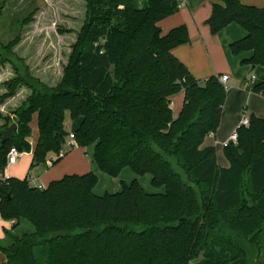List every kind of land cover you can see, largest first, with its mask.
I'll list each match as a JSON object with an SVG mask.
<instances>
[{"label": "trees", "instance_id": "1", "mask_svg": "<svg viewBox=\"0 0 264 264\" xmlns=\"http://www.w3.org/2000/svg\"><path fill=\"white\" fill-rule=\"evenodd\" d=\"M83 1L82 28L56 30L72 41L55 86L15 54L17 38L0 41V131L16 123L0 144V218L12 223L0 240V264H264V119L251 115L248 128L236 129V144L222 148L229 166L220 168L215 148L201 146L219 126L226 90L217 76L197 80L172 55L190 41L184 25L166 34L158 26L178 1ZM232 23L245 36L229 50L250 52L242 64L263 69L251 91L264 97V7L218 0L205 21L212 35ZM181 92L173 119L170 97ZM65 113L80 119L75 143L93 148L101 172L149 174L165 192H146L133 180L97 196L90 172L44 189L6 177L10 148L31 152V168L60 151ZM23 223L33 230L17 231Z\"/></svg>", "mask_w": 264, "mask_h": 264}, {"label": "rangeland", "instance_id": "2", "mask_svg": "<svg viewBox=\"0 0 264 264\" xmlns=\"http://www.w3.org/2000/svg\"><path fill=\"white\" fill-rule=\"evenodd\" d=\"M143 0H139V6ZM0 41L7 43L13 38L18 39V44L14 47L15 54L22 58L31 74L38 77L42 82L49 86H55L61 79V66L66 62L69 53V44L72 37L61 36L56 32L58 28L71 29L78 32L86 19L85 3L83 0H0ZM179 10V9H178ZM178 12V11H177ZM40 16L39 21L34 18L37 26L32 25L33 16ZM32 16L31 20L29 19ZM26 20V21H25ZM25 21V22H24ZM238 28H241L239 25ZM231 25V24H229ZM51 26V29H48ZM227 27V26H226ZM224 30V29H223ZM218 34V33H217ZM62 38V41L59 39ZM250 52L230 56L238 58L239 62L248 59ZM224 60L217 59V68L224 70ZM243 68L245 76L234 79V89L230 88L227 102L223 106L220 121L221 134L229 135V125L242 113V108H257L264 114V97L254 94L251 90L259 84L263 77V69L256 66L250 71L247 66ZM246 68V71L245 69ZM248 68V69H247ZM8 70H10L8 68ZM229 75H231L229 73ZM253 75L254 79L250 80ZM240 78L242 81L240 82ZM230 84V83H229ZM248 89V90H247ZM250 91V92H249ZM239 114V116H238ZM264 119V117H261ZM80 119H72L68 113L64 117V142L58 153H49L46 163L34 168L30 167L31 154L24 152L15 164L7 166V174L12 178L24 179L29 182V176L39 177L42 189L54 180H59L65 175L93 173L97 177V183L92 191L94 195L104 196L121 191L124 186H128L133 180L149 193H163V186H153L151 176L144 174L136 176L129 168H123L117 176H109L101 172L92 159V147L81 148L75 146L68 147L69 134L75 133L79 127ZM220 124V122H219ZM219 127V126H218ZM31 137L29 139L30 151L36 143L38 128L36 114L30 121ZM218 129V128H217ZM217 131V130H216ZM14 147V146H13ZM220 159L221 147H217ZM58 156L61 158L54 161ZM11 221H3L0 218V238L3 236V228L11 227ZM33 228L28 223H23L17 231H32Z\"/></svg>", "mask_w": 264, "mask_h": 264}, {"label": "crops", "instance_id": "3", "mask_svg": "<svg viewBox=\"0 0 264 264\" xmlns=\"http://www.w3.org/2000/svg\"><path fill=\"white\" fill-rule=\"evenodd\" d=\"M177 1L179 4L178 12L161 20L158 23V26L163 34H166L172 28L180 25H184L187 28L188 36L190 39L189 43L172 49V55L176 57L179 61H181L197 80L204 81L211 76L220 77L221 75H225L228 77V80L226 82V99L223 105L225 107L229 93L228 89H234V79L236 77L237 79H239V76L241 77V75L243 77H246L243 68L240 66L245 67L247 65H243L242 63H240L238 58L231 57L229 50V44L243 38L245 36V31L242 28H238L236 25L231 24L225 27L224 30L220 31L216 35H212L210 33L208 26L205 24V21L209 18L211 14L212 5L218 0ZM238 1L243 5L255 6L259 8L264 7V0ZM35 17L37 18V21H39L40 16H33L32 25H35L36 27L37 21L34 22ZM48 29H51V26ZM218 57L224 60V70L217 68ZM247 67L250 68V71L254 69H252L250 66ZM244 69L246 71V68ZM229 73L231 75H229ZM249 79H254V76L251 75ZM241 81L242 79L240 78V82ZM183 98L184 95L182 92L170 97V108L172 111L173 119H176L180 113L183 104ZM243 114H246L248 117L251 115H254L258 118L264 117V114H262L257 108H247V106H244L242 108V113L240 114V116L238 114L239 117H235V119L230 123V134L238 128L239 120ZM220 125L221 121L217 131L214 134L207 136L204 139L201 147H214L216 150L218 166L220 168H227L229 164L223 155V150L220 151V153L222 152L223 155V157L220 159L218 155L219 153L217 152L216 148L221 147V143L225 142L230 134L222 135V127H220ZM28 154H31L30 157L32 156L31 152H29ZM5 175L8 178L11 177L7 174V171H5ZM29 184L32 187L42 189V185L39 183L38 176H29ZM10 228L11 227L3 228V236L2 238H0V240L4 237V230H9Z\"/></svg>", "mask_w": 264, "mask_h": 264}, {"label": "built area", "instance_id": "4", "mask_svg": "<svg viewBox=\"0 0 264 264\" xmlns=\"http://www.w3.org/2000/svg\"><path fill=\"white\" fill-rule=\"evenodd\" d=\"M219 82L224 86L225 90H226V82L228 80V77L225 75H221L220 77H218ZM245 127L248 128L250 126V119L246 114H243L239 120V125L238 127ZM69 140L70 142L68 143V147L69 148H73L76 145L75 143V138L73 136V134H69ZM237 142V132L236 130L233 131L228 139L221 143V147L224 148L226 147L229 143H233L236 144ZM23 153H20L19 151H17L15 148H10L8 155H7V166L10 164H15L17 162V160L21 157ZM61 157V156H58ZM51 161H49L48 163H50Z\"/></svg>", "mask_w": 264, "mask_h": 264}, {"label": "water", "instance_id": "5", "mask_svg": "<svg viewBox=\"0 0 264 264\" xmlns=\"http://www.w3.org/2000/svg\"><path fill=\"white\" fill-rule=\"evenodd\" d=\"M16 131V123H12L8 128H6L5 130H1L0 131V136H1V140H0V144H4V142H6L10 137H13ZM5 257L4 255L0 254V263H2L4 261Z\"/></svg>", "mask_w": 264, "mask_h": 264}]
</instances>
